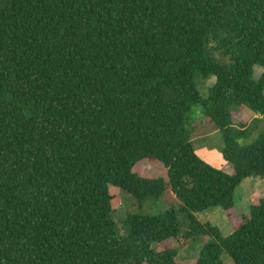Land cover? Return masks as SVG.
Segmentation results:
<instances>
[{
  "label": "trees",
  "instance_id": "1",
  "mask_svg": "<svg viewBox=\"0 0 264 264\" xmlns=\"http://www.w3.org/2000/svg\"><path fill=\"white\" fill-rule=\"evenodd\" d=\"M195 76L213 79L205 98ZM195 105L220 133L229 174L193 152ZM232 105L262 121L248 145L234 140ZM142 161L165 180L137 175ZM246 178L261 188L228 235L197 220L213 207L228 215ZM110 187L137 204L168 189L178 204L126 214L119 236ZM167 240L191 260L155 252ZM224 257L264 264V0H0V264Z\"/></svg>",
  "mask_w": 264,
  "mask_h": 264
},
{
  "label": "rangeland",
  "instance_id": "2",
  "mask_svg": "<svg viewBox=\"0 0 264 264\" xmlns=\"http://www.w3.org/2000/svg\"><path fill=\"white\" fill-rule=\"evenodd\" d=\"M260 73V68L253 67L252 78L256 80ZM193 81L199 96L205 98L206 91L212 85L213 79L202 80L199 76H195ZM228 111L230 126L234 132V140L240 146L250 144L262 130L261 119L243 107L232 105ZM185 129L189 132V140L194 154L207 165L229 174L231 170L230 165L220 157V149L222 146L220 133L207 118L201 115L198 106L195 105L190 108L185 122ZM133 171L144 178H161L165 180V171L157 162L142 161L135 165ZM251 188L260 190L261 186L258 182H252L249 178L243 179L234 191L233 210L228 215L220 208L213 207L200 214H196L197 220L201 223L208 222L210 225L217 227L222 236L228 235L234 225L239 222L240 215L247 212ZM109 194L112 197L110 201L113 209L112 221L119 236L123 234L122 222L126 214L153 216L168 208H176L178 204L168 189L164 190V193L158 200L153 202L149 201L151 203L145 201L142 204H137L132 197L118 192L114 187L109 188ZM201 245L202 242L196 244L194 252L191 254L197 253ZM184 247L187 246L184 245ZM184 247L180 241L167 240L155 245L154 250L155 252H159L167 248L177 249L175 260L188 262L193 255H184ZM222 264H231V262L228 258L224 257L222 258Z\"/></svg>",
  "mask_w": 264,
  "mask_h": 264
}]
</instances>
